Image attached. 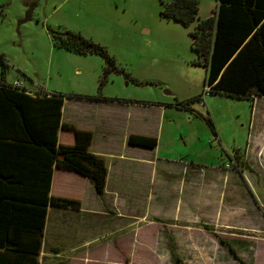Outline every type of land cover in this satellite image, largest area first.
<instances>
[{"label": "rangeland", "instance_id": "obj_1", "mask_svg": "<svg viewBox=\"0 0 264 264\" xmlns=\"http://www.w3.org/2000/svg\"><path fill=\"white\" fill-rule=\"evenodd\" d=\"M62 1L50 14L46 0H0V81L137 104L129 119L106 117L126 131L154 135V150L131 149L159 164L150 172L142 166L120 191L123 219L74 213L72 222L93 225L86 232L77 227L93 243L55 264H264V98L202 95L206 71L196 64L190 35L215 1L198 0V19L189 26L160 15L168 0ZM48 29L99 43L127 78L112 74L98 90L102 60L53 47ZM200 95L202 103L195 100ZM157 106L165 110L162 123ZM117 224L123 229L112 230ZM84 253L85 261L66 259Z\"/></svg>", "mask_w": 264, "mask_h": 264}, {"label": "trees", "instance_id": "obj_2", "mask_svg": "<svg viewBox=\"0 0 264 264\" xmlns=\"http://www.w3.org/2000/svg\"><path fill=\"white\" fill-rule=\"evenodd\" d=\"M216 2L214 15L198 20L190 34L199 58L196 64L205 67L204 87L229 98L251 102L264 98V0ZM161 4L160 15L168 20L189 26L198 19V0ZM48 33L53 47L102 60L98 90L110 75L123 74L106 49L90 38L71 31L48 29ZM64 98L116 101L55 92L32 96L0 81V264H39L47 207L79 209L77 200L49 195L53 167L87 178L99 196L104 192L106 161L89 152L92 132L61 123ZM193 101L177 107L185 109ZM59 128L74 133L73 145H58ZM127 144L154 149L157 140L131 134ZM229 251L235 256L233 248Z\"/></svg>", "mask_w": 264, "mask_h": 264}, {"label": "crops", "instance_id": "obj_3", "mask_svg": "<svg viewBox=\"0 0 264 264\" xmlns=\"http://www.w3.org/2000/svg\"><path fill=\"white\" fill-rule=\"evenodd\" d=\"M57 1L60 0H46V4L50 5L53 9L50 14L58 8ZM214 1L215 7L208 17L213 16L217 9V2L216 0ZM62 2H64V0ZM114 2H117V0ZM40 5V1L32 4L30 12H33V9L36 10ZM29 18L30 15L28 16V19ZM36 20L39 21L38 18H36ZM100 70L101 65H96V69H93L94 78L97 74L99 75ZM74 73L81 76L82 70L77 69ZM17 80L18 79H15L13 82L7 84H13ZM24 88L27 93L32 96H35V94L39 92L50 93V91L37 86L34 81H29L27 85L24 84ZM260 99L262 98H255L254 103L256 100ZM135 105L137 104H131L129 101L121 103L119 101L108 102L64 98L61 123L71 124L77 129L92 132L93 137L89 146V152L105 159L107 164V176L104 192L99 196L96 194L92 183L87 178L72 171L53 167L49 195L77 200L80 206L77 210L52 207L50 205L47 207L39 264H55V260H60L62 256L75 251L78 249V246L87 247L93 243L92 235L80 234L77 230V227H80L79 230L83 232L93 230V225L85 223L79 226L76 220V223L72 222L74 221V213L88 216L93 215L99 218L115 216L117 220L123 219L121 218L123 213L121 207L123 203L119 202L120 191L126 188V184L129 186V183L135 182L136 179L134 176H138L143 169L150 172L152 168L156 171L159 159H156L154 155L133 154V149L135 148L138 149L139 153H144V151H152L156 147L154 149H145L129 146L127 144V138L129 135L135 133L122 129V124L109 122L106 117L110 112L118 113L122 119H129V117L132 116L131 110L135 109ZM157 109L158 112L155 116L162 123L165 119V110H163L161 106H157ZM97 111L99 112L98 115H101V117L97 119L96 116H94L92 119L91 113L95 114ZM86 116H88V118ZM141 134L154 137V135L150 133H139L137 135ZM57 142L58 145H73L75 143L74 133L70 130L59 128ZM123 226L124 225H121L119 227L117 224L111 227L112 230L119 231L123 229ZM74 240L76 241V247L72 245V241ZM84 254H82L80 258L70 256V258L66 257V259L67 261H74L73 259H76L77 262L78 260L82 262L81 260L85 261L86 255L89 253ZM61 262H59V264Z\"/></svg>", "mask_w": 264, "mask_h": 264}, {"label": "built area", "instance_id": "obj_4", "mask_svg": "<svg viewBox=\"0 0 264 264\" xmlns=\"http://www.w3.org/2000/svg\"><path fill=\"white\" fill-rule=\"evenodd\" d=\"M14 88H16V89H24L25 90V88H24V84H23V81H21V80H17V81H15L13 84H11ZM26 91V90H25ZM27 92V91H26ZM202 95H213L212 93H211V87L210 86H208V87H205V90H204V92H203V94ZM202 96H200V99H199V103H202V98H201Z\"/></svg>", "mask_w": 264, "mask_h": 264}, {"label": "water", "instance_id": "obj_5", "mask_svg": "<svg viewBox=\"0 0 264 264\" xmlns=\"http://www.w3.org/2000/svg\"><path fill=\"white\" fill-rule=\"evenodd\" d=\"M58 158H61V155H59Z\"/></svg>", "mask_w": 264, "mask_h": 264}]
</instances>
